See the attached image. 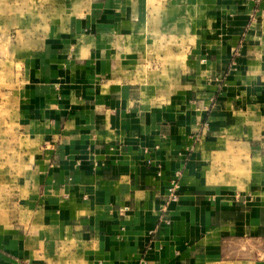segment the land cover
Wrapping results in <instances>:
<instances>
[{"label":"crops","instance_id":"1","mask_svg":"<svg viewBox=\"0 0 264 264\" xmlns=\"http://www.w3.org/2000/svg\"><path fill=\"white\" fill-rule=\"evenodd\" d=\"M0 264H264V0H0Z\"/></svg>","mask_w":264,"mask_h":264},{"label":"built area","instance_id":"2","mask_svg":"<svg viewBox=\"0 0 264 264\" xmlns=\"http://www.w3.org/2000/svg\"><path fill=\"white\" fill-rule=\"evenodd\" d=\"M174 187H175V185L172 186L171 189H169V192H170V194H171V198H172L173 200H175V198H176V197L174 196V191L172 190Z\"/></svg>","mask_w":264,"mask_h":264},{"label":"rangeland","instance_id":"3","mask_svg":"<svg viewBox=\"0 0 264 264\" xmlns=\"http://www.w3.org/2000/svg\"><path fill=\"white\" fill-rule=\"evenodd\" d=\"M221 84H222V81H221Z\"/></svg>","mask_w":264,"mask_h":264}]
</instances>
